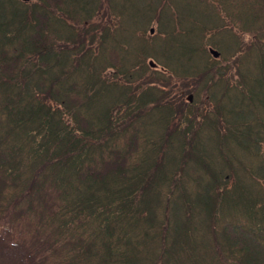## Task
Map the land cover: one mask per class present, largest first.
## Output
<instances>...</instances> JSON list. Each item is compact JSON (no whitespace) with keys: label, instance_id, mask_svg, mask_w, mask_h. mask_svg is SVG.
<instances>
[{"label":"trees","instance_id":"trees-1","mask_svg":"<svg viewBox=\"0 0 264 264\" xmlns=\"http://www.w3.org/2000/svg\"><path fill=\"white\" fill-rule=\"evenodd\" d=\"M176 2L0 0V264H264V0Z\"/></svg>","mask_w":264,"mask_h":264},{"label":"rangeland","instance_id":"rangeland-1","mask_svg":"<svg viewBox=\"0 0 264 264\" xmlns=\"http://www.w3.org/2000/svg\"><path fill=\"white\" fill-rule=\"evenodd\" d=\"M177 0H175V3H177L176 2ZM191 8V5H188L187 6V9H190ZM142 9V12H141V15H142V17L140 18V15L138 14V20L139 19H143L145 16H146V10H145V8L144 7H142L141 8ZM157 27V25H154L153 26V28H154V31H156V27ZM155 41V40H154ZM154 41L152 42V44L154 43ZM167 44V43H166ZM163 48V47H162ZM260 92V94L261 93H263V95H264V88H262V90H260L259 91ZM194 95V100H193V105L195 106L194 108L195 109H197L198 108V102H199V100L201 99V92H199V91H197V93H193ZM176 130H179V131H181L182 129H181V127H180V125H179V123L177 124V125H175V127H174ZM133 130L134 129H131V135H132V133H133ZM137 141V140H136ZM211 146H212V144H211ZM241 153L244 155V153L241 151ZM248 156V155H247ZM249 157V156H248ZM111 217L116 221V223L113 225V226H111L113 229H118V228H120L121 227V225L119 224V222L121 221V220H123V218H124V216H119V214L117 213V212H115V213H111ZM193 219H194V217H193ZM127 229H128V231H130V228L129 227H127Z\"/></svg>","mask_w":264,"mask_h":264},{"label":"water","instance_id":"water-1","mask_svg":"<svg viewBox=\"0 0 264 264\" xmlns=\"http://www.w3.org/2000/svg\"><path fill=\"white\" fill-rule=\"evenodd\" d=\"M211 52H212L215 56L217 55V52H216V51L211 50ZM151 64H153V63H151Z\"/></svg>","mask_w":264,"mask_h":264}]
</instances>
